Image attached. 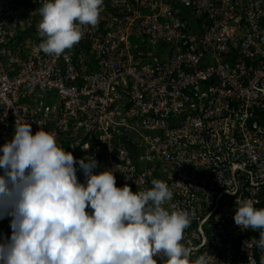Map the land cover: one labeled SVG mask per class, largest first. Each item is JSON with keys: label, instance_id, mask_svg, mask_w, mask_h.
I'll return each instance as SVG.
<instances>
[{"label": "built area", "instance_id": "obj_1", "mask_svg": "<svg viewBox=\"0 0 264 264\" xmlns=\"http://www.w3.org/2000/svg\"><path fill=\"white\" fill-rule=\"evenodd\" d=\"M40 7L0 0V146L23 119L77 161L94 156L118 187L164 181L165 206L189 213L191 260L261 264L246 245L260 230L234 215L240 199L264 208V0H104L59 56L39 48Z\"/></svg>", "mask_w": 264, "mask_h": 264}, {"label": "clouds", "instance_id": "obj_2", "mask_svg": "<svg viewBox=\"0 0 264 264\" xmlns=\"http://www.w3.org/2000/svg\"><path fill=\"white\" fill-rule=\"evenodd\" d=\"M103 3L40 0L39 48L57 56L73 48L83 26L99 23ZM77 164L86 182L78 180ZM98 167L94 156L77 161L54 133L41 128L33 135L29 122L17 120L14 137L0 146V219L12 218L0 264H210L207 253L190 259L192 249L182 243L189 213L165 206L173 198L166 182L133 192L117 186L112 169L97 174ZM255 203L236 200L234 221L260 230L246 245L264 251V208Z\"/></svg>", "mask_w": 264, "mask_h": 264}]
</instances>
